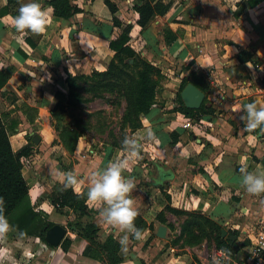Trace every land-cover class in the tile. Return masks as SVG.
<instances>
[{
  "label": "crops",
  "instance_id": "obj_1",
  "mask_svg": "<svg viewBox=\"0 0 264 264\" xmlns=\"http://www.w3.org/2000/svg\"><path fill=\"white\" fill-rule=\"evenodd\" d=\"M44 1L37 0L48 14L50 24L44 34L33 35L16 32L12 27L20 4L27 0L8 3L0 0V68L12 66L14 69L0 89V113L18 120L14 133L8 137L11 149L30 147L31 160L27 163L22 156L19 158L30 204L34 210L48 215L47 220L59 224L72 221L74 215L66 206L54 209L46 198L49 192L63 188L57 170L77 173L78 186L87 191L90 172L98 165H106L109 159L115 158V153L109 158L107 148L102 144L91 146L93 140L86 135L77 139L69 153L60 143L51 122L53 94L55 91L66 93V72L79 74L106 68L112 56L108 40L116 35L119 27L112 26L104 0H69L79 11L66 19L53 16L51 7ZM137 1L109 0L115 7L113 16L120 26L130 24L125 44L152 62L168 66L167 61H170L171 68L177 70L171 81L175 85L187 71L201 74L207 84L204 104L213 109V113L202 115L192 127L182 128L176 112L159 116L157 105L151 109L143 126L159 130H154V140L158 141L159 137L156 153L160 158L177 160L179 166L201 168V171L192 168L185 171L181 187L176 188L175 181L169 186L174 189L177 201L185 199L190 207L198 206L209 220L223 229L225 233L220 237L227 230H236L239 241L247 240L224 260V264H241L247 256L253 233L262 224L264 226V196L249 195L244 191L239 182V168L245 165L248 171L264 175V132L261 129L256 132L246 130L240 120L243 112L234 113L230 107L247 104L257 97L264 99V89L254 79L255 75L264 78V0H152V3L169 2V7L165 13L150 19L142 30L135 22L137 13L132 9ZM165 28L174 35L166 43L163 38ZM24 37L33 43L32 48ZM241 50L256 59L255 65L239 61ZM184 66L187 69L184 70ZM163 105L166 108L168 103ZM166 118L168 120L164 122ZM171 130H178V140L181 133H190V137L181 145L177 140L178 152L169 155L162 145L168 144L171 151L174 148L164 135ZM32 135L39 138L37 143L31 142ZM86 145H89L88 149ZM58 159L68 168L59 164ZM162 169L172 174L165 181L174 177L171 167ZM169 186L165 192L170 195ZM188 187L197 193H188ZM151 198L145 214L141 209L149 200H135L139 215L147 223L151 219L147 214L159 211L167 203L162 204L157 197ZM171 201L175 202L170 196L169 205L175 207ZM85 204L91 213L81 220L95 223L101 239L111 234L118 241L117 230L99 216L100 205L87 199ZM66 233L70 243L62 251L58 246H46L35 236L20 237L11 228L6 238L0 240V264H100L78 254L82 238L69 229ZM153 235L152 238L146 228L141 239L129 240L127 249L120 245L117 264H212L213 254L212 260H208L201 249H193L197 261H189L188 254L173 255L170 247L162 245L166 239L160 240L155 233ZM214 249L217 248L212 251Z\"/></svg>",
  "mask_w": 264,
  "mask_h": 264
},
{
  "label": "trees",
  "instance_id": "obj_2",
  "mask_svg": "<svg viewBox=\"0 0 264 264\" xmlns=\"http://www.w3.org/2000/svg\"><path fill=\"white\" fill-rule=\"evenodd\" d=\"M15 0H6L11 2ZM108 11L111 14V23L113 27H119L116 35H113L108 40V48L112 51V56L107 62L106 68L102 71L91 70L89 75L85 73L70 74L66 72L64 79L66 85V93L62 94L55 91L53 96L55 103L51 109V117L55 118L54 127L57 130V135L60 143L70 153L72 152L80 133L73 127L60 124L59 119L60 111L63 109L64 103H71L72 99H78L79 83L85 78L92 77H109V78H124L126 80L112 81L116 86L121 87V95L124 98L125 106L121 116L123 122L129 124L131 128L139 127V114L148 116L151 112L153 104V95L156 87L157 79L160 76V71L157 67L153 66L144 57L134 53L133 50L126 45L129 36L130 24L120 26L119 20L113 16L115 7L109 2L104 0ZM44 4L50 6L52 15L59 18H69L75 12L79 11L74 5L69 3V0H45ZM169 2L162 3L160 1L152 0H138L132 5V9L137 13L136 24L142 30L147 23L155 15L163 14L167 11ZM173 33L165 28L163 30V38L166 43L172 40ZM24 41L32 48L33 43L24 37ZM21 53V52H20ZM238 56L240 62L249 61L255 65L256 59L250 57L247 51L241 50ZM25 56L24 53H21ZM131 62L128 63V60ZM128 68L134 69V75L128 74ZM187 69L186 66L183 67ZM12 66L0 68V89L6 83L11 73L13 72ZM256 83L264 89V78L255 75ZM190 81L195 87L203 93L207 91V84L205 83L201 74H195L192 71H187L184 76L179 80L177 86V106L172 111H178L182 114L183 120H188L193 124L198 122V118L202 115L213 113L210 106L205 105V97L197 109L185 108L181 102L179 92L182 87ZM2 92L0 91V95ZM54 117V118H53ZM18 120L16 118L8 117L5 113H0V196L5 200V215L7 216L12 228L17 233L23 231L26 235L35 236L39 238L46 246L50 247L44 242V232L49 228L53 222L47 220V216L40 210H34L30 204L27 184L21 173L20 156H28L31 151L29 145H25L16 151L10 147L8 137L14 133L13 129L16 127ZM260 130V129H257ZM252 131V132H256ZM158 131V130H155ZM163 135V134H162ZM168 137L169 143L172 145L178 140V130H171L164 134ZM163 135V136H164ZM190 136V133L187 134ZM30 144L31 142L28 141ZM51 191L47 194L46 198L54 209H59L66 206L70 209L74 218L69 224L68 229L73 231L77 236L82 238L78 254L88 257L100 262V264H117L120 257L117 252L120 248L119 242L111 236L106 235L102 240L97 238L98 227L91 221H82V218H87L91 210L85 204L86 198H81L74 194L72 189ZM86 193V190H81ZM163 208L168 211L175 212L176 210L165 204ZM156 219L160 223H165V218L162 216V210L156 212ZM207 220V218H205ZM208 224L212 226L216 234L213 238L214 248L225 250L227 249L232 256V253L239 250V248L247 243L246 239L238 240V232L236 230H227L223 237H220V227L213 223L208 218ZM136 227L142 231L145 229V221L140 215L135 220ZM131 240H136L132 239ZM70 240L64 236L59 242L58 247L65 251L69 246Z\"/></svg>",
  "mask_w": 264,
  "mask_h": 264
},
{
  "label": "rangeland",
  "instance_id": "obj_3",
  "mask_svg": "<svg viewBox=\"0 0 264 264\" xmlns=\"http://www.w3.org/2000/svg\"><path fill=\"white\" fill-rule=\"evenodd\" d=\"M133 52L138 54L139 56H142L134 50ZM146 60L159 69L161 76L157 79L156 82L151 109L154 106L158 105L157 108L160 109L158 113L159 116L161 115V113L167 114L170 112H176L175 116L179 117L176 118L181 123L184 122L185 120H183L182 114L180 112L172 111V108L174 107L175 109L177 106L178 85H175V83L171 81L173 80L172 76H174L177 70L174 67L171 68L172 65H169L170 61H167L168 66H166V64L163 65L154 61L152 62L148 59ZM130 62L131 59L128 60V63ZM127 70L130 76L134 75V69L128 68ZM89 73L90 71L86 72L85 74L89 75ZM121 80H126V77L85 78L82 82L79 83V88L77 90L78 99H72V101H70L71 103H64L62 105L63 109L60 111L61 118L59 119L60 124L75 128L80 133V137L86 135L89 136L90 139L92 138L93 143L91 144V146L93 147H95L97 144H100V146L101 144L104 145L109 151V158H111V155L115 153V158L109 159L107 163L119 159L128 160V169H130V171L126 170L124 172V175H131L132 177H134L135 183L137 185L136 189L131 195V198L134 200H140L143 198L149 200V203L145 202L147 206L141 209L144 214L148 211V207L152 199L151 196H153V198L157 197L158 199H160L162 201V204L164 201H167V203L165 204L168 205L170 196L173 197L175 202H171L176 206H169L174 208L176 210L175 212L168 211L163 207L160 209L162 210V216L165 218V223L162 224L156 219L155 211H151L147 214V216L151 219L148 223L145 221V229L147 228L148 230H150L152 238L154 237L153 234L155 233V225H164L165 236L159 239H166V241L162 245L164 247H170V252L173 253V255H181V253H186L189 255V261H197V257L194 254L195 251L193 249H201L203 253L205 252L206 259L212 260V249L214 248L213 238L216 232L212 228V226L208 224L207 220L209 216H205L200 211L198 206L194 208L190 207L189 202L185 199L182 202L177 201L176 193L173 191L174 189L169 186L171 185L172 181H175L176 188L181 187V178L185 171L188 172V169L190 168H192L193 171H201V168L196 167V165H194L193 167H188L186 165L182 166V164H180L179 166L177 160L173 162L169 161V159H163V157L160 158L157 155L158 153H156V149L158 148L157 146H159V137L158 141H156L157 139L151 141L146 139V133L149 130L154 132V130L156 129L155 127H148L147 125L143 126V122L148 119V116L139 114V127L135 128H131L129 124L122 121L121 116L124 110L125 101L121 95V87L116 86L115 83L112 82ZM173 91L174 93H172ZM164 103H168V107L166 106L165 108L163 105ZM180 117L182 118L180 119ZM167 120L168 119L166 118L164 122ZM55 121V118L51 119V122L53 124H55ZM181 134V137L178 140L180 142V145L182 144V141H185L190 137L187 136L186 133ZM125 136H128L130 139L136 138L137 140H139L140 146L142 147L141 158L139 160L135 158L130 160L128 159V150L123 149L121 146V141L125 138ZM173 145L174 148L172 149V151L171 147L168 144L166 145L165 143L162 146L164 147L163 149L165 150V152L169 151V155H171L172 152H178L177 143L175 142ZM85 147L86 149H88L87 147H89V145H86ZM166 147H168V150L166 149ZM168 158H170V156ZM58 162L59 164L61 163L66 168H68L67 165L62 163V161H60L59 159ZM157 167H171L174 173V177L171 180H163L160 185L158 183H155V178L157 177ZM183 167L184 170L182 169ZM54 185L55 184H53L52 187ZM155 186H157V189L154 190L153 188ZM168 186L170 187V195L169 193L165 192ZM80 189L82 190V188ZM186 191L192 194L197 193V191L192 187H188ZM205 218H207V220ZM59 224L64 226L68 231L69 224L67 222H61ZM97 238L99 240H102L98 235Z\"/></svg>",
  "mask_w": 264,
  "mask_h": 264
},
{
  "label": "clouds",
  "instance_id": "obj_4",
  "mask_svg": "<svg viewBox=\"0 0 264 264\" xmlns=\"http://www.w3.org/2000/svg\"><path fill=\"white\" fill-rule=\"evenodd\" d=\"M49 24L50 18L41 4L37 0H27L20 4L17 15L13 18L12 27L16 32L42 35ZM230 111L243 112L240 120L244 122L246 130L261 129L264 132V99L257 97L247 104H236L230 107ZM154 138L155 133L149 130L146 133V139L151 141ZM121 146L128 150L129 160L141 158L142 147L136 138L130 139L125 136ZM126 170L130 171L128 160L125 159L110 161L104 166L98 165L89 174L86 193L78 187L80 181L77 173L57 170L59 182L63 185L62 190L72 189L77 196L100 205L97 209L98 214L107 225L117 230L118 242L122 249H127L130 238L136 240L142 238V230L135 224L139 210L135 200L131 198L137 185L134 177L124 175ZM239 173L241 177L239 182L245 192L249 195L264 196V175L248 171L245 165H241ZM11 228L12 225L5 215V200L3 196H0V240L6 238ZM19 235L24 237L26 233L21 231ZM229 255L227 249L222 250V255L214 257L212 264H224L225 257Z\"/></svg>",
  "mask_w": 264,
  "mask_h": 264
},
{
  "label": "water",
  "instance_id": "obj_5",
  "mask_svg": "<svg viewBox=\"0 0 264 264\" xmlns=\"http://www.w3.org/2000/svg\"><path fill=\"white\" fill-rule=\"evenodd\" d=\"M179 96L181 102L185 108L197 109L204 99V93L195 87L190 81H188L180 90ZM39 138L37 135H32L31 142L37 143ZM172 174L168 170L157 167V177L155 178V183L160 184L164 179L171 178ZM65 227L54 223L44 232V242H46L51 247H57L59 242L65 236ZM225 233L223 229L220 230L221 236ZM155 236L158 238H163L165 236V226L157 225L155 229Z\"/></svg>",
  "mask_w": 264,
  "mask_h": 264
},
{
  "label": "built area",
  "instance_id": "obj_6",
  "mask_svg": "<svg viewBox=\"0 0 264 264\" xmlns=\"http://www.w3.org/2000/svg\"><path fill=\"white\" fill-rule=\"evenodd\" d=\"M190 123V121L186 120L181 123V127L190 128L193 126L192 123ZM21 158L27 163L31 160L29 155L22 156ZM262 225L255 233H253L249 249L247 251V256L241 264H264V226ZM213 255L214 257L221 256L222 250L214 249Z\"/></svg>",
  "mask_w": 264,
  "mask_h": 264
}]
</instances>
